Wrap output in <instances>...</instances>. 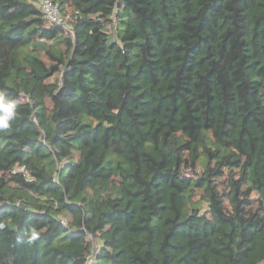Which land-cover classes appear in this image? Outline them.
Masks as SVG:
<instances>
[{
	"label": "trees",
	"instance_id": "16d2710c",
	"mask_svg": "<svg viewBox=\"0 0 264 264\" xmlns=\"http://www.w3.org/2000/svg\"><path fill=\"white\" fill-rule=\"evenodd\" d=\"M53 1L0 0V264H251L264 0Z\"/></svg>",
	"mask_w": 264,
	"mask_h": 264
},
{
	"label": "built area",
	"instance_id": "2783aa9c",
	"mask_svg": "<svg viewBox=\"0 0 264 264\" xmlns=\"http://www.w3.org/2000/svg\"><path fill=\"white\" fill-rule=\"evenodd\" d=\"M32 3L41 10L44 17L50 22L57 25H62L70 30L68 26V14H63L59 9L58 4L53 0H32ZM87 235L89 238L92 237L91 233H87ZM98 251V244L96 243V241L92 240L91 248L89 253L85 257L84 264H100L97 258Z\"/></svg>",
	"mask_w": 264,
	"mask_h": 264
},
{
	"label": "clouds",
	"instance_id": "9594fccd",
	"mask_svg": "<svg viewBox=\"0 0 264 264\" xmlns=\"http://www.w3.org/2000/svg\"><path fill=\"white\" fill-rule=\"evenodd\" d=\"M17 105L13 101H7L0 96V131H6L10 128L11 122L16 118Z\"/></svg>",
	"mask_w": 264,
	"mask_h": 264
},
{
	"label": "rangeland",
	"instance_id": "374dc122",
	"mask_svg": "<svg viewBox=\"0 0 264 264\" xmlns=\"http://www.w3.org/2000/svg\"><path fill=\"white\" fill-rule=\"evenodd\" d=\"M251 264H264V251L251 253Z\"/></svg>",
	"mask_w": 264,
	"mask_h": 264
}]
</instances>
